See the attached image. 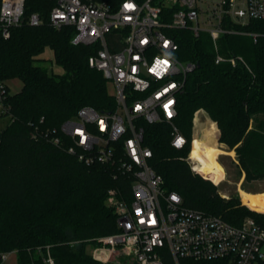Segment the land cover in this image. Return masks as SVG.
<instances>
[{
    "label": "trees",
    "instance_id": "trees-1",
    "mask_svg": "<svg viewBox=\"0 0 264 264\" xmlns=\"http://www.w3.org/2000/svg\"><path fill=\"white\" fill-rule=\"evenodd\" d=\"M117 7L124 0H97ZM51 0H25V16L37 13L39 26L26 23L11 29L4 39L0 31V84L5 89L0 118V253L16 254V264H102L88 250L94 239L117 231L116 217L106 204L107 192L122 185L101 165L86 166L51 144L46 134L60 136L61 124L82 107L98 112L115 108L109 82L89 68L87 59L96 46L71 43L72 29L56 30L49 23ZM231 33L216 41L217 53L239 56L215 64L216 52L206 33L198 38L188 30H173L178 43L175 58L192 63L182 90L176 97L173 125L185 137L182 149L171 146V125L142 123L143 145L151 150V167L163 178L167 192H176L183 205L239 225L251 216L264 228V214L239 204L234 197L222 198L216 187L193 173L185 158L197 153L199 140L192 126L195 112L204 111L219 130V143L234 149L247 181L264 180V21L244 25L227 21ZM108 46H115L108 35ZM49 50L51 58H41ZM45 62L63 69L57 74ZM19 80V92L11 94L6 81ZM199 114L198 126L206 120ZM54 131V133H52ZM35 133H37L36 136ZM216 178L208 169L199 171ZM252 202L250 204H256ZM253 210V211H251ZM166 264H174L169 257ZM178 264H227L224 260L180 259Z\"/></svg>",
    "mask_w": 264,
    "mask_h": 264
},
{
    "label": "built area",
    "instance_id": "built-area-1",
    "mask_svg": "<svg viewBox=\"0 0 264 264\" xmlns=\"http://www.w3.org/2000/svg\"><path fill=\"white\" fill-rule=\"evenodd\" d=\"M49 23L72 29L71 43L96 46L87 59L112 85L115 108L98 112L82 107L60 126V136L46 134L86 166L101 165L128 184L107 192L106 204L116 217L117 231L94 239L90 254L102 264H174L180 259L224 260L227 264H264V228L254 219L232 225L221 217L183 205L167 192L163 178L151 167V150L143 145V125H171V146L182 149L185 137L173 125L176 97L195 65L175 58L173 30L210 37L215 64L242 61L217 53L216 41L227 33V21L244 25L264 21V0H124L111 7L97 0H51ZM37 13L25 16V0H0V31L4 39L24 23L39 26ZM111 35L115 50L108 46ZM5 89L0 84V115ZM201 110L195 112L194 119ZM54 133V131L52 132ZM35 133L34 136H36ZM194 170V165L192 166ZM10 253H0L4 262ZM47 264H55L48 255Z\"/></svg>",
    "mask_w": 264,
    "mask_h": 264
},
{
    "label": "rangeland",
    "instance_id": "rangeland-1",
    "mask_svg": "<svg viewBox=\"0 0 264 264\" xmlns=\"http://www.w3.org/2000/svg\"><path fill=\"white\" fill-rule=\"evenodd\" d=\"M41 58L50 59L51 58V52L49 50H46V52L41 56ZM186 64V63H183ZM44 65H46L50 70H52L54 73L61 74L63 73V69L56 66L55 64H52L50 62H45ZM5 84L8 87V90L11 94L17 93L20 91L22 83L15 79L11 81H6ZM109 91L111 94L114 93V89L112 85L109 83ZM205 117H207L206 113H202ZM208 118V117H207ZM209 119V118H208ZM8 119L7 118H0V129L5 127L7 124ZM214 123V122H213ZM210 123L207 124H200L198 126L194 125L192 126V144L194 142V136L196 135L201 141L206 142L210 146H217L219 147L223 152L219 153L216 156V159L218 163L223 166L224 172L219 175L214 173L213 171L209 170L210 172H213L216 175V178L209 176V175H203L199 171L201 160L197 159L196 161L191 162V160L188 159V157L185 158L186 162L188 163L191 171L197 175H199L201 178L205 180H213L210 181L217 189L218 194L222 198H229L234 197L238 200L239 204L242 206H248L253 207L255 209L261 210L262 212L253 211L255 214H264V206L260 204L257 201H250L248 203H243L241 199V191L251 193V194H258V193H264V180H253V181H247L245 179V174L240 168L237 160L236 153L234 149H229L226 145L219 143V130L216 127V124L214 123V130L212 136L208 134L207 130L209 129ZM203 129V131H202ZM203 132V133H202ZM202 133V134H201ZM209 137V138H208ZM203 139V140H202ZM211 142V143H210ZM191 151L188 154L191 155L192 152V146ZM190 158V157H189ZM194 165L195 172L192 170V166ZM197 165V167H196ZM199 170V171H198ZM203 170V169H202ZM252 202H257L256 204H250ZM246 207L247 209H249ZM250 210V209H249ZM252 218L251 216H246L244 219ZM243 219V220H244ZM253 219V218H252ZM91 248L88 250L90 252ZM0 264H16V254L14 252L10 253L7 259L4 262H0Z\"/></svg>",
    "mask_w": 264,
    "mask_h": 264
},
{
    "label": "bare ground",
    "instance_id": "bare-ground-1",
    "mask_svg": "<svg viewBox=\"0 0 264 264\" xmlns=\"http://www.w3.org/2000/svg\"><path fill=\"white\" fill-rule=\"evenodd\" d=\"M198 114H199V116L203 115L202 113H198ZM208 122L210 123V125H209V129L207 130V132L209 135L212 136L213 130H214V123L210 120H206L203 123H201V125L207 124ZM202 131H203V129H202ZM198 140H199V146L197 149V153L192 157H190L188 155V159L191 160V162L196 161L197 159H200L201 163H200L199 170L209 169V170L213 171L214 173L221 175L224 172V168H223V166H221L218 163L216 156L219 153H222L223 151L217 146L208 145L206 142L201 141V139H199V138H198ZM191 144H192V142H191ZM196 167H197V165H196ZM240 194H241V199H242L243 203H248L250 201H257L264 206V193L251 194V193L241 191Z\"/></svg>",
    "mask_w": 264,
    "mask_h": 264
},
{
    "label": "crops",
    "instance_id": "crops-1",
    "mask_svg": "<svg viewBox=\"0 0 264 264\" xmlns=\"http://www.w3.org/2000/svg\"><path fill=\"white\" fill-rule=\"evenodd\" d=\"M200 112H202V113H205V112H204V111H202V110H201ZM206 115H207V114H206ZM207 117H208V116H207ZM209 120H210V119H209Z\"/></svg>",
    "mask_w": 264,
    "mask_h": 264
}]
</instances>
